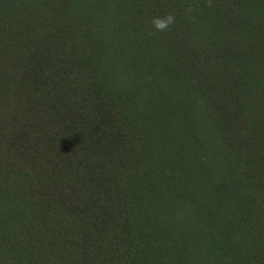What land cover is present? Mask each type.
Returning <instances> with one entry per match:
<instances>
[{"label":"trees","instance_id":"obj_1","mask_svg":"<svg viewBox=\"0 0 264 264\" xmlns=\"http://www.w3.org/2000/svg\"><path fill=\"white\" fill-rule=\"evenodd\" d=\"M0 264H264V0H0Z\"/></svg>","mask_w":264,"mask_h":264},{"label":"clouds","instance_id":"obj_2","mask_svg":"<svg viewBox=\"0 0 264 264\" xmlns=\"http://www.w3.org/2000/svg\"><path fill=\"white\" fill-rule=\"evenodd\" d=\"M192 9L189 8L188 11H191ZM176 20V17L172 13H168L163 17H154L152 20L153 27L157 31H167L170 26L174 25Z\"/></svg>","mask_w":264,"mask_h":264}]
</instances>
